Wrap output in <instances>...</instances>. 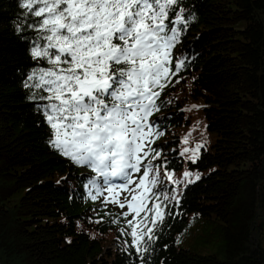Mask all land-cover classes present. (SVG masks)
Wrapping results in <instances>:
<instances>
[{"label":"trees","instance_id":"1","mask_svg":"<svg viewBox=\"0 0 264 264\" xmlns=\"http://www.w3.org/2000/svg\"><path fill=\"white\" fill-rule=\"evenodd\" d=\"M22 2L0 0V264H264V0H178L169 11L165 23L180 9L187 23L171 50L175 74L148 119L145 151H154L144 163L163 175L153 192L170 193L166 173L185 168L187 138L202 145L188 161L200 178L179 186V203L160 197L164 220L139 253L128 217L90 185L95 173L49 142L48 101L30 98L48 93L25 87L51 67L31 55L47 33ZM191 223L209 228L217 250L176 247Z\"/></svg>","mask_w":264,"mask_h":264},{"label":"snow or ice","instance_id":"2","mask_svg":"<svg viewBox=\"0 0 264 264\" xmlns=\"http://www.w3.org/2000/svg\"><path fill=\"white\" fill-rule=\"evenodd\" d=\"M177 3L178 0L21 3L33 16L42 18L39 31L47 33L43 36L46 46H39L37 41L31 55L46 60L51 67L30 74L28 80L38 82L25 87L48 93L44 96L33 92L30 98L48 101L44 115L54 136L49 142L62 155L95 173L90 185L98 193L107 191L111 197L108 202L121 209L127 207L125 219L135 213L128 227L138 253L148 250V242L156 239L153 231L158 221L164 220L166 205L160 197L169 200L167 192H153L160 182L159 166L154 169L151 160L147 164L144 160L154 151H145L154 128L148 119L159 110L156 100L170 83V74H175L169 67L171 50L181 32L178 26L187 23L183 9L165 23ZM181 67L183 62L177 65L176 72ZM201 147L185 148L181 154L191 152L194 163ZM142 166L143 175L134 180L133 175L140 173ZM192 175L185 171L184 181L193 183L189 179ZM166 177L177 185L182 183L173 180L171 173ZM121 192L128 194L124 202L119 200ZM171 199L179 203L178 195ZM151 200L156 203L149 208ZM142 212L145 215L136 221ZM149 214L151 227L145 223Z\"/></svg>","mask_w":264,"mask_h":264},{"label":"rangeland","instance_id":"3","mask_svg":"<svg viewBox=\"0 0 264 264\" xmlns=\"http://www.w3.org/2000/svg\"><path fill=\"white\" fill-rule=\"evenodd\" d=\"M187 141H188L187 143H183V146L181 147L182 151L185 148L194 149L192 142L190 140H187ZM183 142H184V140H183ZM190 156H191V152L185 154V168L183 170H181L179 172H173V176H174L173 180L182 181V183L177 185V184L173 183L172 181H170V184L175 185L172 189H170V193L168 192L170 202H172V203L176 202V200H172L171 197L173 195H178V199L180 200V195H181V191H180L181 189L180 188L183 189L188 184L187 181H184V179H183V173L185 171H190L193 174L194 180H196L195 179V176H196L195 171L191 170L189 168V165H188V161L190 160ZM142 175H143V173L142 174L138 173V175L134 174L133 179L138 180V178ZM162 179H163V175H162V173H160V182L157 183L158 186L161 184ZM179 186H180V188H179ZM131 187H135V185H132ZM127 195H128L127 193L121 192L119 195V200L121 202H124L125 197ZM129 199H130V197H129ZM155 203H156L155 200H151L148 204V207L149 208L153 207V205ZM122 211L128 212L129 210L127 207H124L122 209ZM144 215H145V213L142 212L140 217H136V221H139ZM128 216H129V218H131V220H133L135 213H131ZM149 216L152 217L151 214H149ZM145 223L147 224L148 221H145ZM208 230H209V228L205 229L204 226L200 225L199 223L189 224L184 229V231L179 235V237L177 238L176 247L180 250L181 249L187 250V251L193 252L197 255H201V256L208 255V253L210 252V251L207 252L208 249L215 251V250H217V247H218V244L210 242L211 239L208 238ZM107 241H108V245L111 244V238L110 237L108 238ZM112 247H113V245H112Z\"/></svg>","mask_w":264,"mask_h":264}]
</instances>
